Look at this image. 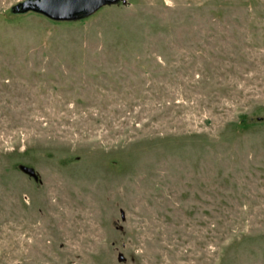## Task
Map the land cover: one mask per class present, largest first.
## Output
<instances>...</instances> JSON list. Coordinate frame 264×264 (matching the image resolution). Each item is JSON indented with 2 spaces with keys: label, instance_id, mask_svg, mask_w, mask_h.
<instances>
[{
  "label": "rangeland",
  "instance_id": "obj_1",
  "mask_svg": "<svg viewBox=\"0 0 264 264\" xmlns=\"http://www.w3.org/2000/svg\"><path fill=\"white\" fill-rule=\"evenodd\" d=\"M23 1L0 0V264H264V0Z\"/></svg>",
  "mask_w": 264,
  "mask_h": 264
},
{
  "label": "water",
  "instance_id": "obj_2",
  "mask_svg": "<svg viewBox=\"0 0 264 264\" xmlns=\"http://www.w3.org/2000/svg\"><path fill=\"white\" fill-rule=\"evenodd\" d=\"M119 0H26L13 7L16 13L33 11L53 21H73L86 18L102 7L115 4ZM123 2H126L123 0ZM23 170L36 177L34 170Z\"/></svg>",
  "mask_w": 264,
  "mask_h": 264
},
{
  "label": "trees",
  "instance_id": "obj_3",
  "mask_svg": "<svg viewBox=\"0 0 264 264\" xmlns=\"http://www.w3.org/2000/svg\"><path fill=\"white\" fill-rule=\"evenodd\" d=\"M12 12H13V14H15V15H22V14H26V13H29V12H32L33 13V11H28V12H24V13H16L13 9H12ZM34 13H36V12H34ZM39 14V13H38Z\"/></svg>",
  "mask_w": 264,
  "mask_h": 264
}]
</instances>
